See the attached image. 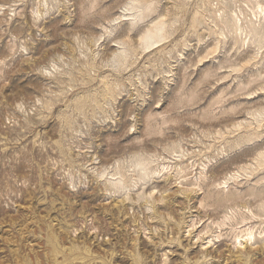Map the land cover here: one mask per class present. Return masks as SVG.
I'll use <instances>...</instances> for the list:
<instances>
[{
    "label": "rangeland",
    "instance_id": "374dc122",
    "mask_svg": "<svg viewBox=\"0 0 264 264\" xmlns=\"http://www.w3.org/2000/svg\"><path fill=\"white\" fill-rule=\"evenodd\" d=\"M0 264H264V0H0Z\"/></svg>",
    "mask_w": 264,
    "mask_h": 264
},
{
    "label": "bare ground",
    "instance_id": "6f19581e",
    "mask_svg": "<svg viewBox=\"0 0 264 264\" xmlns=\"http://www.w3.org/2000/svg\"><path fill=\"white\" fill-rule=\"evenodd\" d=\"M144 41V40H143ZM221 184V183H220ZM188 227V226H187ZM246 236H247V239H250V238H252V234H251V232H248L247 234H246ZM245 240V239H244ZM246 241V240H245ZM239 242H240V245H242V241H240L239 240ZM238 242V243H239ZM244 243V242H243Z\"/></svg>",
    "mask_w": 264,
    "mask_h": 264
}]
</instances>
